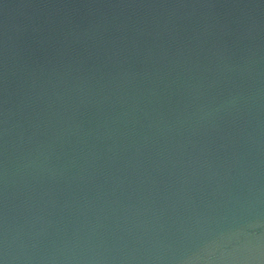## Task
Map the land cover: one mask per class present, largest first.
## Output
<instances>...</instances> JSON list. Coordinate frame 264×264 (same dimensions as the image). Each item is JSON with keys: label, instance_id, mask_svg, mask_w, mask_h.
Returning a JSON list of instances; mask_svg holds the SVG:
<instances>
[{"label": "water", "instance_id": "95a60500", "mask_svg": "<svg viewBox=\"0 0 264 264\" xmlns=\"http://www.w3.org/2000/svg\"><path fill=\"white\" fill-rule=\"evenodd\" d=\"M0 264H264V0H0Z\"/></svg>", "mask_w": 264, "mask_h": 264}]
</instances>
